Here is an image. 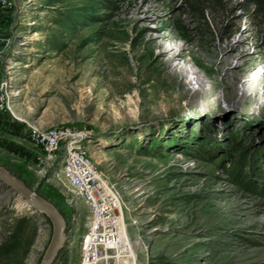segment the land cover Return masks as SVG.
Returning <instances> with one entry per match:
<instances>
[{
    "label": "rangeland",
    "instance_id": "rangeland-1",
    "mask_svg": "<svg viewBox=\"0 0 264 264\" xmlns=\"http://www.w3.org/2000/svg\"><path fill=\"white\" fill-rule=\"evenodd\" d=\"M6 1L10 6L0 9V168L58 212L65 243L51 264H77L87 209L64 182L63 151L47 161L30 127L87 135L97 170L121 197L136 264H264V198L232 184L222 168L241 148L253 169L264 168V97L210 108L183 101L138 118L133 105L122 112L113 100L94 104L88 83L103 77L97 60L106 61L104 47L133 63L137 20L179 38L184 33L207 49L245 39L248 56L258 60L264 18L251 0ZM193 5L205 8L203 19ZM199 119H226L228 126L217 136H175ZM52 235L49 218L28 211L0 182V264H41Z\"/></svg>",
    "mask_w": 264,
    "mask_h": 264
},
{
    "label": "bare ground",
    "instance_id": "bare-ground-1",
    "mask_svg": "<svg viewBox=\"0 0 264 264\" xmlns=\"http://www.w3.org/2000/svg\"><path fill=\"white\" fill-rule=\"evenodd\" d=\"M142 11L141 7L137 9L140 15ZM137 29L129 53L131 65L121 58L122 52L102 49L101 56L106 61L97 62L103 77L88 81L91 92H96L94 104L113 100L120 104L122 112L133 105L136 110L131 113L141 118L183 101L210 108L221 101L230 106L258 104L264 97V56L258 60L249 57L245 39L207 49L191 42L184 33L180 38L168 33L164 26L153 30L137 20ZM179 39L184 43L179 44ZM193 82L197 87L192 86ZM106 84L110 88L103 89ZM227 126L226 119L192 120L174 134L183 139L217 136L224 134ZM173 132L168 134L174 136Z\"/></svg>",
    "mask_w": 264,
    "mask_h": 264
},
{
    "label": "built area",
    "instance_id": "built-area-1",
    "mask_svg": "<svg viewBox=\"0 0 264 264\" xmlns=\"http://www.w3.org/2000/svg\"><path fill=\"white\" fill-rule=\"evenodd\" d=\"M0 0V9L9 7ZM35 145L53 160L63 151V179L87 209L79 239L77 264H136L137 255L126 233L122 201L114 186L99 172L85 147L87 135L69 127H30Z\"/></svg>",
    "mask_w": 264,
    "mask_h": 264
},
{
    "label": "water",
    "instance_id": "water-1",
    "mask_svg": "<svg viewBox=\"0 0 264 264\" xmlns=\"http://www.w3.org/2000/svg\"><path fill=\"white\" fill-rule=\"evenodd\" d=\"M0 182L6 190L22 199L23 205L28 211L39 212L49 218L53 227V235L41 264H51L65 243L63 222L58 212L51 205L37 198L22 181L13 177L4 168H0Z\"/></svg>",
    "mask_w": 264,
    "mask_h": 264
},
{
    "label": "trees",
    "instance_id": "trees-1",
    "mask_svg": "<svg viewBox=\"0 0 264 264\" xmlns=\"http://www.w3.org/2000/svg\"><path fill=\"white\" fill-rule=\"evenodd\" d=\"M215 1L217 0H209ZM253 11L264 18V0H251ZM107 9H109L107 7ZM192 9L198 11L203 19L205 8L198 9L197 5H193ZM218 165L222 162L217 159ZM227 167L223 166V172L229 177L232 184L236 185L245 192L254 196L264 198V168L262 170L253 169L251 161L247 160L246 153L242 152V148L234 152V156L227 162Z\"/></svg>",
    "mask_w": 264,
    "mask_h": 264
},
{
    "label": "crops",
    "instance_id": "crops-1",
    "mask_svg": "<svg viewBox=\"0 0 264 264\" xmlns=\"http://www.w3.org/2000/svg\"><path fill=\"white\" fill-rule=\"evenodd\" d=\"M30 134H31V132H30ZM36 146V145H35ZM39 148V147H38ZM40 149V148H39ZM41 150V149H40ZM41 152H43L42 150H41Z\"/></svg>",
    "mask_w": 264,
    "mask_h": 264
}]
</instances>
